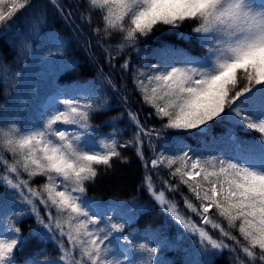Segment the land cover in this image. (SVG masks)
Segmentation results:
<instances>
[{"label":"snow or ice","instance_id":"obj_1","mask_svg":"<svg viewBox=\"0 0 264 264\" xmlns=\"http://www.w3.org/2000/svg\"><path fill=\"white\" fill-rule=\"evenodd\" d=\"M51 2L55 4L56 0ZM32 3L33 0H0V38L14 31L19 23L17 13L23 14ZM87 3L90 22L93 13L99 14L103 22V28L96 29L98 35L108 41L119 37L118 51L137 49L154 31L191 25L195 40L206 53L192 55L165 46L162 54L171 63L154 64L147 73L137 70L136 82L145 103L164 123L159 131H146L136 115L130 113L137 132L128 141L121 142L116 133L103 136L99 126L91 122L95 115L110 107L105 85L112 88L116 85L106 75L87 84L57 88L39 122L25 124L15 115L8 116L7 106L0 104V108H5L0 115V187L4 188L0 196V264H21L19 253L26 239L18 225L31 216H35L37 225L30 228L31 235L40 243H52L59 256L55 260L41 259L42 249L38 248L25 257L23 264H160L158 252L164 246L163 236L125 232L134 213L117 205L112 210L114 220L110 213H97L86 197L87 185L97 177V166L109 169L114 158L126 162L119 149L134 147L143 158L145 136L148 147L155 153L151 167L163 165L173 169L177 165L170 175L179 177V183L187 185L201 201L197 206L186 197V208L199 216L203 225L219 229L224 237L240 245L246 257L236 256L234 264H264V142L242 148L243 141L230 136L238 154L229 159L193 158L194 154L190 155L185 147L169 154L152 142L153 134L159 137L164 129L189 133L199 129L200 134H205L208 129L204 126L217 118L251 129L264 141V3L257 4V0H87ZM59 10L63 13L62 8ZM44 19L42 14L20 35L21 59L32 55L31 44L37 38L42 43L49 40V36L41 33ZM178 35L181 39L193 38L183 32ZM63 47L61 41L55 40L47 47L46 55L62 58ZM105 52L111 63L115 57L107 48ZM121 67L128 68V62ZM0 83L6 97L10 88L16 89L12 99L19 111L32 101L35 89L19 73H10L2 64ZM58 124L74 127L69 130L56 127ZM97 136L101 137L99 141ZM253 151L258 155L244 154ZM5 152L11 154L10 160L5 158ZM37 176L45 178L39 188L31 183ZM163 183L168 191H177L178 185ZM143 186L198 246L195 255L202 259L189 264H213L217 252L229 247L186 217L166 197L165 190L157 191L151 175L145 176ZM38 205H43L46 215H41ZM213 208L227 222L228 229L238 230L246 244L242 245L235 235L209 217ZM230 251L238 249L233 247Z\"/></svg>","mask_w":264,"mask_h":264},{"label":"trees","instance_id":"obj_2","mask_svg":"<svg viewBox=\"0 0 264 264\" xmlns=\"http://www.w3.org/2000/svg\"><path fill=\"white\" fill-rule=\"evenodd\" d=\"M257 2L264 3V0H257ZM57 5L63 9V13ZM42 14L45 19L41 33L49 36V40L42 43L37 38L31 44L32 55L21 59L19 37L25 34L31 23ZM17 16L19 23L14 31L0 38V64L4 65L10 73H19L20 77L25 78L28 84L35 89V92L32 101L23 111H19L12 99L16 95V89L10 88V95L6 97L4 85L0 83V104L7 106L8 116L15 115L25 124L39 122L42 112L51 103V98L57 88L87 84L97 80L98 76L106 75L116 87L105 85V96L110 107L95 115L91 121L93 125L99 126V132L103 136L116 133L121 142L131 140L137 128L130 120V113L136 115L140 125L146 131L152 129L159 131L164 121L155 114V110L149 104L145 103L141 87H138L136 82L137 70L147 73L154 64L171 63V59L162 54L165 46L182 49L192 55L203 56L206 53V49L195 40L191 25L176 30L164 28L160 32L154 31L137 46V49L125 48L122 52L118 51V36L108 41L98 35L96 29L103 28L100 15L91 14L90 22L87 0H56L55 4L51 0H33L30 8L24 10L23 14L17 13ZM179 32L193 38L181 39ZM55 40L63 43L64 57L62 58L46 55L47 47L51 46ZM105 48L115 57L111 63ZM125 61L128 62L126 69L121 67ZM139 78L145 79V77ZM17 84L19 85V81ZM145 84L147 85L146 80ZM147 87L150 89L151 85ZM4 113L5 108H0V115ZM108 121L112 123H107ZM56 127L72 130L74 126L58 124ZM204 127L208 129L205 134H200L199 129L191 133L164 129L159 137L153 134L152 142L160 151L167 149L169 154H172L178 147H185L190 155L194 154L193 158L200 159L212 156L222 159L235 157L238 149L230 140V136L238 137L243 141L242 148L264 142L259 133L242 126H234L221 118L211 121ZM143 138L145 141L143 158L136 154L134 147L121 148L119 151L126 158V162L117 161L114 158L112 167L109 169L105 170L104 166H97L98 173L95 182L87 185L86 192V197L92 202L94 210L99 214L110 213L115 220L116 216L112 210L119 205L123 210L134 213V219L130 225L125 226V232L163 236L164 246L158 252L160 264H189V261L202 259L195 255V248L198 246L193 244L189 234L169 213L154 202L149 191L143 186L145 176L151 175L157 191L165 190L166 197L174 201L186 217L229 246L222 252H217L213 258V264H234L236 256L245 258L246 254L243 253L240 245L236 244V241L224 237L219 229H212L211 225H203L201 218L186 208V197L197 206L201 201L193 196L187 185L179 183V177L173 178L170 175L177 165H173V169H168L163 165L157 169L151 167L150 161L155 153L148 147V138L146 136ZM96 139L99 141L101 137L97 136ZM244 154L258 155V152H245ZM4 155L5 158L11 159L10 153L5 152ZM164 181L173 186L178 185L177 191H168ZM44 182L45 178L42 176H37L31 181L32 185L37 188ZM3 193L4 188L0 187V196ZM38 208L41 215H46L43 205H38ZM208 215L235 235L242 245L247 243L238 230L228 229L227 222L218 217L215 208ZM18 226L26 239L24 249L19 253L21 264L26 256L38 248L42 249L41 259H57L59 252L52 243H40L31 235L30 228L37 227L35 216L23 220ZM233 247H236L238 251H230ZM253 251L258 252L259 250L254 249ZM247 259L251 260L250 257Z\"/></svg>","mask_w":264,"mask_h":264},{"label":"rangeland","instance_id":"obj_3","mask_svg":"<svg viewBox=\"0 0 264 264\" xmlns=\"http://www.w3.org/2000/svg\"><path fill=\"white\" fill-rule=\"evenodd\" d=\"M257 4H260V3L257 2ZM207 159H208V158H207Z\"/></svg>","mask_w":264,"mask_h":264}]
</instances>
